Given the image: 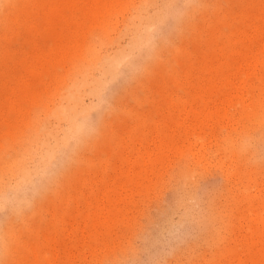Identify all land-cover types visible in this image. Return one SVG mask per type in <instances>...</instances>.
<instances>
[{"label":"rangeland","instance_id":"rangeland-1","mask_svg":"<svg viewBox=\"0 0 264 264\" xmlns=\"http://www.w3.org/2000/svg\"><path fill=\"white\" fill-rule=\"evenodd\" d=\"M153 25L99 137L0 212L2 264H264V0H0V187L69 79ZM185 193L213 224L163 257L151 238Z\"/></svg>","mask_w":264,"mask_h":264},{"label":"clouds","instance_id":"clouds-1","mask_svg":"<svg viewBox=\"0 0 264 264\" xmlns=\"http://www.w3.org/2000/svg\"><path fill=\"white\" fill-rule=\"evenodd\" d=\"M157 32L155 25L134 30L126 45L69 79L40 124L26 163L7 187H0V212L11 209L21 215L31 210L36 198L49 192L74 162L79 150L99 137L101 122L114 111L113 85L119 81L128 83L143 74L144 61L155 49ZM246 147L253 145L246 142ZM212 224L202 198L185 193L160 226L158 237L151 238L153 246L163 257H172L181 245L197 238V230Z\"/></svg>","mask_w":264,"mask_h":264}]
</instances>
